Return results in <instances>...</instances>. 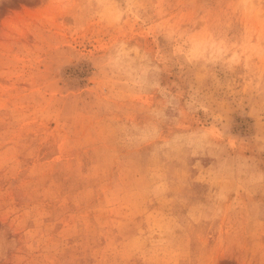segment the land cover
<instances>
[{
    "label": "rangeland",
    "instance_id": "obj_1",
    "mask_svg": "<svg viewBox=\"0 0 264 264\" xmlns=\"http://www.w3.org/2000/svg\"><path fill=\"white\" fill-rule=\"evenodd\" d=\"M0 264H264V0H0Z\"/></svg>",
    "mask_w": 264,
    "mask_h": 264
}]
</instances>
